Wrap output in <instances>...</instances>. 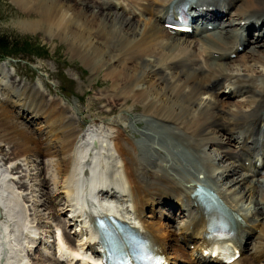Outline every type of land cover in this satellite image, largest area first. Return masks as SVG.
Listing matches in <instances>:
<instances>
[{"label": "bare ground", "instance_id": "1", "mask_svg": "<svg viewBox=\"0 0 264 264\" xmlns=\"http://www.w3.org/2000/svg\"><path fill=\"white\" fill-rule=\"evenodd\" d=\"M93 1L88 15L72 0H18L28 12L19 24L66 39L93 66L108 68L113 102L143 104V118L131 119L146 124L142 138L102 120L80 131L68 105L0 67V156L10 148L0 158V264H97L102 245L86 223L110 215L148 237L168 264H264V176L249 173L264 170V0H190L202 18L194 46L165 26L174 0H129L148 14L138 30L133 7ZM219 7L230 13L225 21L214 19ZM249 43L258 48L226 69ZM249 62L261 68L257 75ZM32 156L42 168H30ZM29 181L46 188L41 197L29 193ZM197 184L235 220L239 256L230 263L214 255V218L190 195Z\"/></svg>", "mask_w": 264, "mask_h": 264}, {"label": "rangeland", "instance_id": "2", "mask_svg": "<svg viewBox=\"0 0 264 264\" xmlns=\"http://www.w3.org/2000/svg\"><path fill=\"white\" fill-rule=\"evenodd\" d=\"M120 2L124 3V5L128 8L133 7L136 10V14L133 18L138 22L135 25L137 30L143 27L148 14L138 10L129 0H120ZM72 4L76 8L85 9L88 15H90L89 12H91L95 6L93 0H72ZM114 9L122 14L128 13L122 9L121 4H114ZM27 14L28 12L20 6L18 0H0V35H6L9 39L13 40L17 39L16 43L11 44L8 47L0 46V67L4 68L5 71H8V73H11V80H16L19 84L21 83V86L23 84L36 86L35 84H37L41 86L44 96H47V98L52 97V99H60V104L64 103L70 107V111L72 110L75 126L80 131L85 130L95 122L96 124H101L102 120L108 123L115 122L121 127V129H123L124 132L127 134L129 133L134 139H141L142 134L139 131L142 130L146 124L144 122L139 123V125L135 127L131 124V119L134 121L133 119L137 116L139 118H143L141 114H139L142 112V102H135V100H132L133 97H129L127 98L128 103L123 106H117V104L113 102L114 80L112 75L109 73V69L105 67L99 68V66H93V64L79 54L75 48H73L71 42L66 39H60L56 36L51 37L44 30L31 32L22 29L21 24L19 23L20 21L27 19ZM221 15L222 18L224 17V21L229 17V14L227 13H225V15ZM184 36L185 35H177L176 37L183 40L186 39V45L191 44V46H194V42L198 39L193 35ZM249 39H251V37ZM252 44L253 43H249L245 51L239 52L240 59L235 62L231 61V65H227L225 68L232 69L237 67L242 58L245 59V57H249L251 55L250 53L258 48L254 47ZM233 56L229 60H233L235 57ZM249 64L256 72L254 75H257V73L261 71V68L256 65L255 62H249ZM228 72L230 71L228 70ZM4 81L9 84L8 79H4ZM9 86H6V88L14 90V92L18 91L17 88H11V86ZM226 88L227 86H221L220 88L218 87L217 90L222 92ZM227 91L228 93H233L232 88H227ZM242 93L232 95L224 100L226 102L231 100L236 101V99L244 95ZM155 119L158 120L157 117ZM36 127H38L36 124L30 123V128H32L33 131ZM124 140H127V137H125ZM2 149L0 158L10 152L9 146L2 147ZM213 149L216 148L208 147L209 151H214ZM217 149L221 151L219 148ZM42 158L44 159V157ZM47 162L48 161H46L44 165H46ZM215 163L220 164V161L217 160ZM38 164L39 168L43 167V164H41V158L36 160V158L32 156L29 164V166L31 165L30 168L36 169ZM221 164L224 163L221 162ZM254 170L255 169H252V174H254ZM32 173L35 175L37 174V171ZM261 175L264 176V170L259 171L258 176H255V178L260 177ZM32 177L33 176L31 175L30 180H32ZM29 182H31L30 184L32 186L29 193L33 190H38L36 196L39 194V197H41L44 193L42 194L40 191L42 189L46 190V188L41 186L39 182ZM51 184L52 183H50V187L54 188ZM44 201L45 197L42 199V202ZM57 203L59 206L57 205L56 208H60L63 201L58 199ZM43 208H39V211ZM163 210H165L166 213H172L173 211H169L167 208ZM171 223L176 225L178 222ZM51 229L53 228L51 227ZM248 239L249 238L246 240L248 241ZM252 241L254 242L255 240L252 238ZM252 241H249L248 246L252 244ZM189 252L190 251H188L187 257H189ZM245 252H247V250H245ZM253 260L255 261L256 259ZM34 262H36V259ZM259 263H262V261H259Z\"/></svg>", "mask_w": 264, "mask_h": 264}, {"label": "trees", "instance_id": "3", "mask_svg": "<svg viewBox=\"0 0 264 264\" xmlns=\"http://www.w3.org/2000/svg\"><path fill=\"white\" fill-rule=\"evenodd\" d=\"M16 40L17 39L15 40L9 39V37H7L6 35H0V46L8 47L9 45L16 43L17 42Z\"/></svg>", "mask_w": 264, "mask_h": 264}]
</instances>
